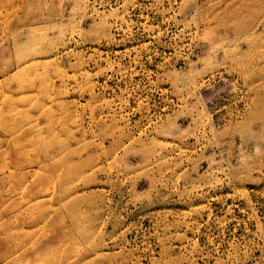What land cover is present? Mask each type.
<instances>
[{"label": "rangeland", "instance_id": "374dc122", "mask_svg": "<svg viewBox=\"0 0 264 264\" xmlns=\"http://www.w3.org/2000/svg\"><path fill=\"white\" fill-rule=\"evenodd\" d=\"M0 264H264V0H0Z\"/></svg>", "mask_w": 264, "mask_h": 264}]
</instances>
